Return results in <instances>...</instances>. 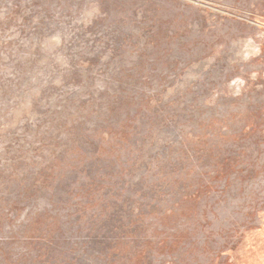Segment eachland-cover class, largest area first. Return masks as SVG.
Listing matches in <instances>:
<instances>
[{
  "label": "rangeland",
  "instance_id": "374dc122",
  "mask_svg": "<svg viewBox=\"0 0 264 264\" xmlns=\"http://www.w3.org/2000/svg\"><path fill=\"white\" fill-rule=\"evenodd\" d=\"M0 264H264V0H0Z\"/></svg>",
  "mask_w": 264,
  "mask_h": 264
}]
</instances>
